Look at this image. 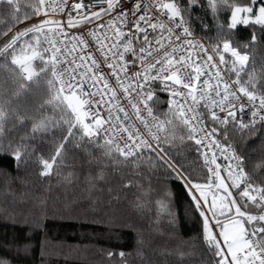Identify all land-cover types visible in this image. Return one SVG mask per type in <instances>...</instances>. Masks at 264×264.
<instances>
[{
  "label": "snow or ice",
  "instance_id": "6c2138e0",
  "mask_svg": "<svg viewBox=\"0 0 264 264\" xmlns=\"http://www.w3.org/2000/svg\"><path fill=\"white\" fill-rule=\"evenodd\" d=\"M4 158L0 264L78 207L133 233L101 264H264V0H0Z\"/></svg>",
  "mask_w": 264,
  "mask_h": 264
},
{
  "label": "trees",
  "instance_id": "16d2710c",
  "mask_svg": "<svg viewBox=\"0 0 264 264\" xmlns=\"http://www.w3.org/2000/svg\"><path fill=\"white\" fill-rule=\"evenodd\" d=\"M197 12L199 13L200 10L197 9ZM248 34L247 30L242 29L240 32L241 37H246ZM252 143H255V141L249 140V144ZM248 154L254 157L253 161L248 162V168L251 171L254 163L259 160V155L258 153L251 152V150H249ZM0 169H6L13 176H16L10 159H0ZM21 175L23 174L21 173ZM253 175H256V173L253 172ZM36 179L38 180L39 178L37 177ZM52 180L54 183L55 178L53 177ZM160 180L162 181L163 177ZM152 183L154 187L162 186L155 177ZM173 187L177 192V203L182 213L184 196L179 185H174ZM79 194V190H77V195ZM135 195V189L128 192L130 199H134ZM60 196L61 198L57 203L62 208V191ZM127 203L125 201V205ZM123 216L126 220L133 222L136 220L135 215L127 208L123 212ZM43 226L47 228V237L53 243L49 246L47 253L42 256L41 240L45 233L43 227L36 230L33 236L35 248L26 264H101L104 261V255L100 252V248L106 250L130 249L133 244V233L131 231L124 227H110L108 215L105 213H93L86 207H78L68 218H49L43 222ZM198 227L199 225L194 224L191 220H185L181 228L182 235L185 239H188L195 235ZM26 231V227H16L0 220V241L10 240L13 236H17L19 240H23ZM0 254L11 255L10 253Z\"/></svg>",
  "mask_w": 264,
  "mask_h": 264
},
{
  "label": "built area",
  "instance_id": "2783aa9c",
  "mask_svg": "<svg viewBox=\"0 0 264 264\" xmlns=\"http://www.w3.org/2000/svg\"><path fill=\"white\" fill-rule=\"evenodd\" d=\"M97 7H99V5H98ZM219 162H221V163H226V162H225V161H223L222 159H221Z\"/></svg>",
  "mask_w": 264,
  "mask_h": 264
}]
</instances>
